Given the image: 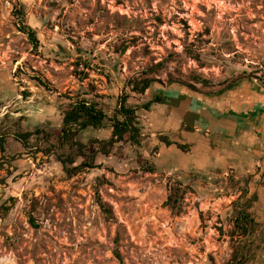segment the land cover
Returning a JSON list of instances; mask_svg holds the SVG:
<instances>
[{"label": "rangeland", "instance_id": "374dc122", "mask_svg": "<svg viewBox=\"0 0 264 264\" xmlns=\"http://www.w3.org/2000/svg\"><path fill=\"white\" fill-rule=\"evenodd\" d=\"M145 76L159 81L129 99L142 144H117L97 168L69 176L45 140L17 137L59 130L69 98H95L112 114L127 81ZM243 77L264 87V0H0V203L10 206L0 215V264H228L240 208L255 217V173L225 167L218 148L198 149L207 132L142 106L170 81L214 93ZM179 94L170 105L190 98ZM186 132L196 143L189 153L161 142ZM111 135L90 128L78 139L90 146ZM258 223L250 264H264Z\"/></svg>", "mask_w": 264, "mask_h": 264}, {"label": "trees", "instance_id": "16d2710c", "mask_svg": "<svg viewBox=\"0 0 264 264\" xmlns=\"http://www.w3.org/2000/svg\"><path fill=\"white\" fill-rule=\"evenodd\" d=\"M15 16L20 21V30L28 35L31 44L37 49L39 39L36 31L26 23L25 11L17 9ZM194 79L196 83H202L204 86L209 84L208 81L200 77ZM158 81L155 77L149 76L130 78L125 87L126 92H123L120 96L118 104L112 110V114H109L105 102L95 98H69L70 103L64 112L63 124L59 130L55 132L37 130L36 132L19 133L17 137L20 138L24 146H28L31 137L35 134L38 135L39 140H45L48 143L46 154L56 153L69 176L78 174L87 168H97V156L99 154L110 155L117 144L130 143L133 146L142 144L144 135L141 128V118L138 115L139 108L131 105L129 99L131 94H146ZM170 82L175 83L176 81ZM191 86L196 88L195 85ZM96 97L100 98L101 96ZM168 99L170 97L164 92L156 93L142 108L150 111L152 105L156 103L167 104ZM107 127L112 129V135L108 139H94L91 141L90 146L78 139V136L87 129L100 130ZM188 128L192 129V127ZM161 142L167 147L176 145L182 152L189 153L191 150V145L173 142L165 136L161 137ZM6 145L7 134L0 133V150L2 152L6 151ZM79 156H82L84 161L76 164ZM147 171L152 172L154 169L148 168ZM173 199L174 197L171 195L169 201H173ZM100 206L106 213L112 214L110 207L101 200ZM9 210L10 206L0 203V215L7 214ZM259 225L249 206L240 208L235 220L236 234L233 235L235 247L232 259L228 264H250L254 253L253 240L257 236ZM117 254L121 259L119 251H117Z\"/></svg>", "mask_w": 264, "mask_h": 264}, {"label": "crops", "instance_id": "0c3cea01", "mask_svg": "<svg viewBox=\"0 0 264 264\" xmlns=\"http://www.w3.org/2000/svg\"><path fill=\"white\" fill-rule=\"evenodd\" d=\"M179 95L177 92L176 99ZM167 96L170 97L169 94ZM189 97L180 105H170V97L167 104L156 103L152 107L162 110V115L169 111L171 118L179 122L180 129L192 127L207 132V138H200L197 134L200 142L198 149L218 148L217 152L223 156L220 163L225 167L255 173V181L251 185L255 196L253 211L256 221L264 227V105L231 108ZM163 118H166L165 115ZM188 135L183 140H171L193 144L195 149L196 143Z\"/></svg>", "mask_w": 264, "mask_h": 264}, {"label": "water", "instance_id": "95a60500", "mask_svg": "<svg viewBox=\"0 0 264 264\" xmlns=\"http://www.w3.org/2000/svg\"><path fill=\"white\" fill-rule=\"evenodd\" d=\"M160 86L161 90L164 91L166 95H170V93L173 92L187 93L191 97L218 103L225 107H262L264 105V87L253 77L240 78L223 90L214 93H202L192 86L180 82L172 83L169 87Z\"/></svg>", "mask_w": 264, "mask_h": 264}]
</instances>
